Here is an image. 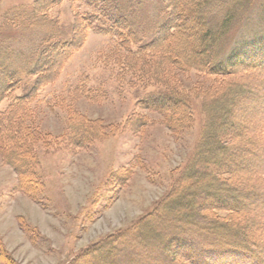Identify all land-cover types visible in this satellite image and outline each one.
<instances>
[{"label": "rangeland", "instance_id": "rangeland-1", "mask_svg": "<svg viewBox=\"0 0 264 264\" xmlns=\"http://www.w3.org/2000/svg\"><path fill=\"white\" fill-rule=\"evenodd\" d=\"M37 1L0 0V61L10 64L22 79V88L14 93L17 96L26 94L34 82L26 71L35 63L40 39L49 32L63 38L72 34L76 10L72 0L51 3L50 28L40 27L38 20L33 26L13 23L12 19L29 15L33 23ZM118 1L120 11L135 24L142 40L156 35L165 20L166 0ZM248 9L241 19L232 20L219 56L264 33V0H256ZM209 22L217 30L221 18L213 12ZM114 47L108 36L89 30L81 49L71 56L58 78L44 85L28 105L29 117L23 123L35 132L27 145L31 154L35 145V157L26 154L25 158L36 168L33 183H19V171L24 167L17 171L8 164L6 157L13 156L11 149L0 148V264H73L82 252L111 237H115L122 252L135 251L138 224L178 187L177 181L207 124L200 95L216 94L223 80L197 73L179 74L178 85L191 106L193 124L178 135L164 124L163 115L137 106L139 99L160 94L164 88L136 79L130 84L129 76L121 83L110 57ZM230 79L246 83L234 123L245 132L244 147L252 141L257 148L235 165L243 176L237 184L246 192L247 198L241 203L247 225H256L254 238L262 241L264 185L252 182L254 170L264 167V75L246 72ZM92 95H96V101H92ZM11 100L4 99L0 110L6 109ZM138 114L148 120L140 132L127 125L132 118L135 122ZM102 129L106 136L101 138ZM88 131H100L99 139L91 140L85 148H75L77 137ZM228 162L233 165L232 157ZM202 190L198 189L200 200H204ZM193 237L203 243L197 235ZM201 250L211 264L245 263L239 253ZM135 252L129 264L138 263L144 256H155V250Z\"/></svg>", "mask_w": 264, "mask_h": 264}, {"label": "trees", "instance_id": "trees-1", "mask_svg": "<svg viewBox=\"0 0 264 264\" xmlns=\"http://www.w3.org/2000/svg\"><path fill=\"white\" fill-rule=\"evenodd\" d=\"M58 1L35 2L33 23L30 22L31 15L17 16L12 21L16 25L18 21L33 26L38 20L40 27L50 28V6ZM72 1L76 10L71 37L63 38L59 33L49 32L40 39L35 63L26 71L27 77L34 78L26 94L14 95L22 88V79L10 64L0 61V103L12 99L6 109L0 110V148L11 149L13 156L6 157L8 164L17 171L20 166L24 167L19 171V183H33L36 179L34 163L25 158L26 154H31L27 145L35 134L32 126L23 123L29 117L28 105L44 85L58 78L71 56L81 49L85 33L95 31L114 42L110 57L118 68L121 83L129 76L130 84L136 79L164 88L160 94L139 99L137 106L163 115L164 124L178 135L193 124L191 106L178 85L179 74L197 73L223 80L216 88V94L200 95L207 124L191 161L177 181L178 187L137 226L135 251L149 253L155 250V256H144L132 264H211L199 251L208 248L239 253L245 260L243 264H264V238L262 241L259 237L254 238L256 225L253 222L247 225L245 207L241 203L247 198L246 192L237 184L243 181V176L235 165L254 154L257 148V143L252 141L253 144L249 142L250 146L244 147L245 132L234 123L246 83L230 79L246 72L259 77L264 75V33L229 52L224 50L221 56L218 53L223 36L234 23L232 20L240 16L241 19L256 0H166L165 20L159 24L156 35L147 41L139 37L135 24L120 11L118 0ZM84 5L86 9L82 8ZM213 12L221 18L217 30L209 22ZM226 78L230 82L225 81ZM86 95L91 96L88 92ZM90 98L96 101V95ZM135 117V122L132 118L127 125L140 132L148 120L139 114ZM98 133L100 131H88L78 136L75 148H85L91 140L99 139ZM100 135L102 138L106 132L102 129ZM34 147L31 149L33 157ZM231 157L233 165L228 162ZM253 179L255 182L252 183L264 185V167L254 170ZM199 188L203 189L204 200L198 199ZM222 212L227 215H220ZM193 235L203 243L197 242ZM118 248L115 237L105 238L82 252L73 264L86 261L129 264L130 258L137 254L134 250L122 252Z\"/></svg>", "mask_w": 264, "mask_h": 264}]
</instances>
